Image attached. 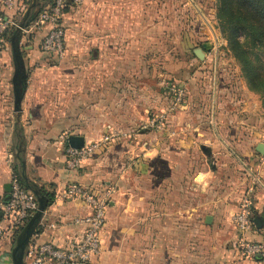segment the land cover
<instances>
[{"label": "rangeland", "instance_id": "rangeland-1", "mask_svg": "<svg viewBox=\"0 0 264 264\" xmlns=\"http://www.w3.org/2000/svg\"><path fill=\"white\" fill-rule=\"evenodd\" d=\"M29 1L27 0V5ZM110 1L84 0L81 5L66 12L62 19L65 33V51L62 58H53L41 49L43 35L37 36L36 31L23 33L20 45L27 77L31 78L30 83L36 87L34 96L40 104L36 111L55 116L67 115L70 119L64 123L38 122L34 124V129L50 128L59 133L58 136L64 131L79 134L98 132V137L88 141H98L108 135V142L117 143L120 169L118 176H115L116 190L106 184L103 190L110 191L107 196V210L109 200L114 197L118 200L116 209L124 214L117 216L118 229L113 232L111 246H102L96 260L91 264H154V261L156 264L153 259V246H140L142 241L138 233L141 231L142 221L139 219L145 217L146 221L148 216L151 217L155 208L154 193L163 194L166 189L161 187L154 192L153 179L158 172L153 171L151 164L137 154L142 149H136V145L142 142L151 144L153 132L177 131L180 138L177 139L179 145L175 149L178 150L175 178L177 182L182 179L189 180L191 175L197 173V184H203L202 189L198 186L196 189H186L180 184L177 190L178 207L182 208V196H192L194 200L209 196L214 198L224 194L223 191L229 187H234L241 198L249 188L248 184L260 185L252 175L255 172L249 165V158H244L248 155L243 152L247 151L239 148L240 142L237 139L233 142L229 133L228 140L219 138V129L228 132L235 125H232L231 119L226 120L220 128L215 122L217 91L219 95L220 89V97L228 100L226 108L241 117L243 128L240 129L247 133L250 130H263L264 105L260 95L248 88L240 65L220 31L216 17L218 0H113V4L123 2L133 6L132 9L135 8L128 12L127 41L123 44L119 39H113L110 43V37L121 36L120 27L111 34L105 23V7ZM210 27L218 40L214 100L216 45ZM238 39L246 42L248 36L240 34ZM202 43H209L210 48L207 49L208 58L206 54L204 60H199L193 53V48L201 46ZM246 49L250 60L261 65L264 54L259 48L249 43ZM109 53L112 59L106 57ZM7 66L13 72L11 60ZM105 83L113 88V106L108 108L112 115L118 117L126 113L131 116L132 121L109 124L105 121L104 108H99L102 115L98 117V121L86 120L94 113L88 108V101L81 108L79 95H88L90 88L95 85L104 93ZM178 88L182 89L183 94L177 100L175 92ZM243 101L253 106L254 113L248 115L241 111L240 103ZM12 105L9 98L0 107L2 118L7 116L2 120L8 123L6 125L2 122V142L14 125ZM80 113L83 117H76L79 121H74L72 118ZM159 113H164L167 117L163 128L148 126L147 121ZM96 118L93 116V119ZM17 125L16 132L19 133L22 128L21 124ZM202 131L208 133V138L204 134L197 138ZM196 134L198 136L194 138ZM258 138L256 135V138L247 142L246 149L252 150ZM17 144L16 139L11 142L9 149L15 152ZM201 145L210 147L215 170L207 162L208 157L200 148ZM213 148L221 149L218 169L214 163ZM232 149L236 154L231 152ZM189 192H193V195ZM167 205V202H161L160 209L167 210ZM173 249L170 253L167 248L165 257L162 256L157 264H188L190 260L184 259V246H173ZM192 264L206 263L193 259Z\"/></svg>", "mask_w": 264, "mask_h": 264}, {"label": "crops", "instance_id": "crops-1", "mask_svg": "<svg viewBox=\"0 0 264 264\" xmlns=\"http://www.w3.org/2000/svg\"><path fill=\"white\" fill-rule=\"evenodd\" d=\"M16 1L17 5L15 8L6 9L5 14L8 18L19 22L28 5L27 0ZM120 3L118 4L116 2L113 4V0H111L105 7L107 11L105 23L108 26V32L112 34L113 31H116V28H121V36L119 38L116 36L110 37V43L113 39H119L122 44L125 40L127 41L128 12L135 10V8L132 9L133 6H128L129 4ZM137 9L138 6H136ZM113 12H118V14ZM46 28L44 27L36 31L37 36H44ZM106 57L112 59L111 53ZM206 58H208V54ZM9 60L13 62L8 33H6V44L0 53V107L9 98L13 104V89L9 81L13 72L8 69L7 65ZM30 79V77H27L25 91L21 101L22 112L20 120L19 122L16 121L12 107L11 115L14 117V125L8 130L6 136L3 137L5 138L3 142L2 122L6 123L7 121H3L2 119L7 116L4 115V118H2L3 115L0 112V196L4 194V184L10 182L14 173L12 165L18 163L21 171L28 179L34 181L39 186H43L49 192L54 193L53 201L45 208L40 220L35 226L34 232L37 233L36 241L38 243L48 241L58 246H64L82 237L84 231L83 225L75 223L74 217L87 214L90 209L77 199L65 201L56 197V194L64 186L73 181L91 188L100 195L106 193L103 190L105 184L116 190L115 176H118L117 172L120 169V165L118 164L120 159L119 146L115 141L107 142L105 144L106 146L104 145L97 149L94 154L86 159L80 168L75 170L66 168L64 157V147L67 143L66 136L68 134L81 135L84 137L86 143L89 142L88 140L98 137L99 133L79 134L74 131H64L58 136L59 133L50 128L35 130L34 128L36 126L34 124L38 122L64 123L70 121V119L67 115L58 114L55 116L50 113H38L36 110L40 104L36 102L35 98L37 97L34 96L36 87L33 83H30ZM220 91L219 89V95L217 91L215 122L220 128V125H223L226 120L231 119L232 125H235V127L228 132L219 129V136L228 140L227 135L229 133L230 139L234 140L233 142H235V139L240 142L238 144L239 148L247 151L243 152L248 155L244 156V158H249V165L255 172V176L257 175L256 177L264 185V155L256 149L258 143H264V128L260 131L250 130L248 133L244 130L242 131L240 128H243L241 124L243 120L226 108L228 100L226 97H220ZM103 92L99 86L95 85L90 88L88 95H79L78 101L82 105L81 108L88 101L87 106L91 113H94L87 117V121H98V117L102 115L99 112V108H104L105 121L109 122V124L113 125L116 122H129L133 120L126 113L118 117L113 116L111 109H108L113 106V88L109 83H105ZM240 108L242 109L241 111L246 112L248 115L254 113L253 106L246 101L240 103ZM79 111L81 110L79 109ZM93 116L97 118L93 119ZM76 117L81 119L83 114L80 113L72 118L74 121H79ZM16 124H21L22 130L19 133L16 132L18 127ZM203 134L208 138V133L204 131L200 132L199 136L196 134L193 137L198 136L197 138H201L200 136ZM178 135L177 131L168 133L153 132L151 144L142 142L136 145V149H142L138 150L137 154L139 156L142 155V159L151 164L152 170L158 172V175L153 179L154 192L155 189L160 190L161 187L166 189L163 194L154 193L153 200L155 208L151 217L148 216L146 221L145 217H140L139 219L142 221L140 224L141 231L138 233L140 241H142L140 246H153V259L156 260V264L165 255L167 248L170 253L174 250L173 246H184V259L185 261L190 260L188 264H192L193 259L206 264H264L263 260H243L240 258L238 245L235 242L233 218L239 210L241 198L240 193L234 187H229V189L223 191L224 194L214 198H210L209 196L204 199L201 197L198 200H194L192 196H182L180 198L182 208L176 205L178 200L177 190L180 188V184H183V187L186 189L187 187L190 189L203 188L202 182L197 184V173L191 175L188 178L189 180L182 179L183 183L182 181L177 182L175 178L178 153V150L176 151L175 149L179 145L177 139L180 138ZM256 135L259 138L256 140L254 148L247 150L245 144L253 140V138H256ZM16 139L18 140V144L14 152L9 147L11 142L16 141ZM18 148H20V152L17 151ZM231 152L236 154L233 149ZM220 153V148H213L214 163L217 165V169L219 165L218 155ZM22 161L25 163V168L22 166ZM143 166L147 170V166L145 164ZM193 166L194 164L191 165V169H193ZM160 172H163V174ZM248 187L252 188V219L259 216L264 220V188L261 185L256 186L253 183L248 184ZM107 192L109 193L110 191ZM189 193L193 195V192ZM161 202L168 203L167 210L162 211L160 209ZM117 205L118 200L114 197L112 200H109L107 222L101 233V248L102 246H111L110 242L114 237L113 232L115 229H118L117 216L124 214L116 209ZM246 236L249 239L264 242V224L262 227H257L254 224V227L246 233ZM164 246H167V248ZM13 247L14 232H4L0 239V264H12L11 251ZM196 254L200 256L197 257ZM97 256L91 257L90 264L96 260ZM27 262L28 260L25 257L24 264H27ZM44 264L55 263L46 262Z\"/></svg>", "mask_w": 264, "mask_h": 264}, {"label": "built area", "instance_id": "built-area-1", "mask_svg": "<svg viewBox=\"0 0 264 264\" xmlns=\"http://www.w3.org/2000/svg\"><path fill=\"white\" fill-rule=\"evenodd\" d=\"M16 0H0V53L6 44V33L10 27H17L18 21L8 18L5 14L6 9H13L17 5ZM84 0H49L44 4L36 16L29 22L23 33H32L44 27L46 32L41 39V49L53 58H62L65 51V33L62 19L66 8L77 7ZM176 93L177 100L182 96V89ZM167 122L164 113L155 114L147 121V125L161 129ZM110 137L103 136L98 141L86 142L80 148H75L68 143L64 147V157L66 168L70 170L78 169L82 163L94 152L103 147ZM11 191L9 200L5 202L0 196V239L4 232H14L22 228L29 220L38 207L36 195L24 188L17 177L12 176ZM110 193V192H109ZM96 193V191L78 182H70L56 194V197L65 201L77 199L87 206L90 211L87 214L77 215L74 222L83 225L82 237L64 246H58L52 242L38 243L37 233L33 232L26 248L27 264H44L53 262L55 264H85L90 262L91 257L97 256L101 250V233L107 218V196ZM252 188L241 197L238 212L234 215L235 242L238 245L240 258L243 260H263L264 261V242L249 239L246 233L252 230Z\"/></svg>", "mask_w": 264, "mask_h": 264}, {"label": "trees", "instance_id": "trees-1", "mask_svg": "<svg viewBox=\"0 0 264 264\" xmlns=\"http://www.w3.org/2000/svg\"><path fill=\"white\" fill-rule=\"evenodd\" d=\"M37 1L39 11L49 0ZM217 3L216 17L219 20L220 31L240 65L248 88L260 95L264 105V55L262 64L259 65L252 62L246 52V47L250 43L264 54V0H218ZM69 9V7L66 8L65 14ZM14 30V27L9 28L8 40ZM240 34L248 36V41L240 42L238 39ZM12 169L14 171L12 176L17 177L24 188L35 191L37 197H43L46 207L50 205L54 199L53 192H49L43 186L28 179L18 163L13 164ZM20 230L21 228L14 231V238Z\"/></svg>", "mask_w": 264, "mask_h": 264}, {"label": "water", "instance_id": "water-1", "mask_svg": "<svg viewBox=\"0 0 264 264\" xmlns=\"http://www.w3.org/2000/svg\"><path fill=\"white\" fill-rule=\"evenodd\" d=\"M37 12H38V1L30 0L23 14L22 19L19 21L18 26L15 28L13 34L9 37V44H10V49L12 53V60H13V67H14L13 73L11 77L9 78V81L12 84V89H13V114L16 117L17 122H19L20 115L22 112L21 101L24 95L27 74H28L26 70L24 58L22 55V51H21L20 40L23 36V30L28 26L29 22L36 16ZM204 20L208 22L206 18H204ZM210 28L214 34V40H215V45H216L214 80H213V100H214L215 94H216V71H217L216 68H217L218 40H217V36L214 33L212 27ZM209 48H210L209 43H202L201 46L193 48V53L199 60H204L207 54V49ZM219 138L221 139L220 136ZM66 140H67L68 145L75 147V148H80L85 143L84 137L81 135H76V134H68L66 136ZM200 148L207 155L208 157L207 162L209 163L210 167L212 169H215V166L213 164V158L211 156L210 147L201 145ZM256 149L261 154L264 155V143H258ZM17 151L20 152V148H18ZM22 166L23 168H25V163L23 161H22ZM252 175L255 177L257 182L264 188V185L255 176V174L252 173ZM3 189H4V194L2 196V199L5 202H7L10 196L11 183L10 182L5 183L3 186ZM32 192L37 197V193L35 191H32ZM37 201H38V207L36 211L32 214L29 220L24 224V226L21 228L20 232L17 234L15 238L14 247L11 251L12 264H24V256L26 253V248L29 243V239L32 233L34 232L35 226L40 220L42 213L44 212L46 208L43 197H37ZM0 216H1V213H0ZM252 221L257 227H262L264 224L263 218L259 216L254 217ZM67 264H75V263H67ZM85 264H90V262H87Z\"/></svg>", "mask_w": 264, "mask_h": 264}]
</instances>
